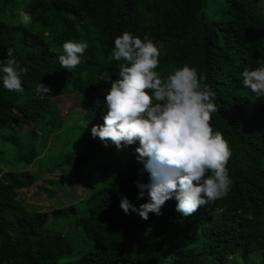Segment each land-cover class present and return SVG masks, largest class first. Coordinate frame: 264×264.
<instances>
[{"label":"trees","instance_id":"obj_1","mask_svg":"<svg viewBox=\"0 0 264 264\" xmlns=\"http://www.w3.org/2000/svg\"><path fill=\"white\" fill-rule=\"evenodd\" d=\"M204 1L0 0V60L12 48L28 69L22 93L0 79V155L9 152L3 165L12 163L0 172V264H264V97L244 87L241 75L264 60V7L261 0H212L207 7ZM19 10L31 14L30 25L14 22ZM124 32L157 44L162 78L187 65L216 93L219 110L210 123L229 144L232 183L224 197L189 217L176 211L174 198L147 220L125 214L122 197L136 208L148 202L146 190L137 198V184L149 183L135 152L139 142L118 150L91 136L106 114L110 83L102 76H119L123 61L112 51ZM69 40L89 45L71 72L58 60ZM40 82L50 88L43 98L35 91ZM59 98L76 100L85 125L74 128L60 163L44 169L39 155L72 117L51 110ZM89 160L98 163L99 182L82 199L42 211L20 198L43 174L60 173L54 188L76 186L60 166Z\"/></svg>","mask_w":264,"mask_h":264},{"label":"clouds","instance_id":"obj_2","mask_svg":"<svg viewBox=\"0 0 264 264\" xmlns=\"http://www.w3.org/2000/svg\"><path fill=\"white\" fill-rule=\"evenodd\" d=\"M264 7V0H261ZM20 23H32L29 12L19 10ZM89 45L72 40L63 43L58 56L61 68L71 72L81 64ZM160 51L148 36L141 39L124 32L114 40L112 58L123 61L119 76L112 79L104 95L106 114L102 125H93L92 138H99L118 150L133 145L137 159L149 173V183H138V199L147 191L148 202L136 208L122 197L120 208L125 214L136 212L147 220L149 213L160 215L169 199L176 200V211L184 217L193 215L200 206L224 197L231 185L227 164L231 158L228 142L211 126L213 113L219 108L209 85L202 83L197 70L187 65L166 79L156 71ZM253 70L242 72V85L257 98L264 97V60ZM28 71L7 49V59L0 60V79L9 91L22 93V76ZM36 94L43 98L50 88L39 83Z\"/></svg>","mask_w":264,"mask_h":264},{"label":"rangeland","instance_id":"obj_3","mask_svg":"<svg viewBox=\"0 0 264 264\" xmlns=\"http://www.w3.org/2000/svg\"><path fill=\"white\" fill-rule=\"evenodd\" d=\"M204 4L207 7L211 6L213 3L212 0H205ZM12 19H14L15 23L21 24L20 18L16 19L12 17ZM51 110L60 116H65L67 114L69 117H71V115H69L71 112L72 117L66 119V123L63 124V126H65L62 127L58 133L52 135L49 138L47 148L43 149L39 155L40 159L38 162L40 163V166H43L44 169L52 168L54 162H57V164L60 163L58 156L68 152V148L64 149V147L67 146L70 148V144L68 145V143L72 142L74 139V128L78 127V129H82L85 125L82 122V119H79L80 116L76 100L75 103H72L66 99L62 100V98H59V100L54 102V104L51 106ZM19 126L22 130L25 129L24 124L20 123ZM8 153L9 152H5L0 155V159H2L0 166H4L3 163L9 159ZM11 164L12 163L9 162L7 166H12ZM7 166H4L5 168L0 167V172L2 170H6L8 168ZM97 166L98 163L96 160H89L84 165L77 163L72 166H60V170L63 171L64 176L67 177L70 175L71 177H75V183L77 184L76 186L73 183L71 187L61 186L59 189L56 187V189L53 185H57L62 181L60 173L53 172L51 175L43 174L40 176V178L33 181L28 188L20 190V198L23 199L24 203L30 206H35L37 210L42 211H50L60 206H66L70 201H74L75 198L82 199L90 190L97 186L99 182V173L96 170L97 168H95ZM28 171L34 173L36 171V166L34 164L28 166ZM48 180L55 183L51 185L47 182ZM77 203L78 200L75 201L76 205Z\"/></svg>","mask_w":264,"mask_h":264}]
</instances>
